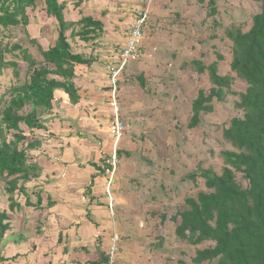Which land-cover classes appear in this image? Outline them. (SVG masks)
Listing matches in <instances>:
<instances>
[{
  "label": "rangeland",
  "instance_id": "1",
  "mask_svg": "<svg viewBox=\"0 0 264 264\" xmlns=\"http://www.w3.org/2000/svg\"><path fill=\"white\" fill-rule=\"evenodd\" d=\"M67 1L68 19L87 14L101 20L103 30L88 41L68 37L74 52L92 56L94 62L77 67L80 102L57 101L52 111L54 124L48 122L47 129L35 130L43 142L41 154L48 157L47 163L73 156L66 161V169L77 162L80 167L88 162L104 167V172H96L104 187L100 193L91 188V193L107 214L109 226L104 231H109V237H119L115 264H194L195 251L211 242L192 245L180 239L175 233L180 218L171 217L188 207L186 198L207 190L201 177L192 180L187 174L197 172L200 166L221 172V151L232 148L222 130L243 111L234 106L239 96L227 94L221 101H212L213 111L202 112L197 126L188 125L198 90L208 92L211 86L207 70L199 72L193 60L205 65L217 61L221 75L234 76L230 69L233 43L225 31L232 27L247 31L260 4L217 0V15L207 17V0H83L78 7H74L76 0ZM142 10H147L148 20L140 54L119 77L115 110L109 66L119 56L130 24ZM28 13L27 31L22 26L8 28L2 44H20L30 59L41 62L42 56L29 37L47 48L57 37V24L46 16L42 0ZM4 58L16 61L19 69V79L12 67L1 69L0 94L7 97L5 90L24 80L27 60L18 49L5 53ZM139 75L145 78V88L140 86ZM245 88L242 80L234 78L233 92ZM26 133L31 137L28 130ZM235 177L246 185L240 172ZM109 180L113 208L105 193ZM3 186L0 182V210L8 207ZM84 196L89 198L85 191ZM26 215L35 217L33 211L18 212L13 224L16 230L24 226Z\"/></svg>",
  "mask_w": 264,
  "mask_h": 264
},
{
  "label": "trees",
  "instance_id": "2",
  "mask_svg": "<svg viewBox=\"0 0 264 264\" xmlns=\"http://www.w3.org/2000/svg\"><path fill=\"white\" fill-rule=\"evenodd\" d=\"M39 1L0 0V72L5 66L12 67L13 75L19 79L17 62L5 61L4 54L7 52L18 49L27 60L24 80L5 90L7 97L0 94V182L4 183L8 198V207L0 210V264H11L19 257L18 254L5 255L8 243L27 240L22 229H12L14 214L23 209L34 212L44 209L41 194H37V202L32 203L27 187L29 182L38 180L42 174L44 163L40 156L42 160L48 159L41 154L43 142L35 130L47 129L48 122L54 124L52 111L56 102L63 99L62 95L72 105L80 102L82 97L75 82L77 67L90 66L94 62L92 56L74 52L68 37L88 41L103 30L102 21L90 15H82L77 20L68 19L67 0H42L46 16L57 24V37L47 48H43L36 38L29 37V41L36 44L42 61L30 59L27 49L20 44L3 47L2 37L6 30L21 26L26 30L31 19L28 9H35ZM216 1L207 0V17L217 15ZM254 1L260 4V11L252 16L249 29L243 31L232 27L225 31L233 43L230 69L234 76L221 75L217 61L205 65L193 60L199 72L207 70L211 86L208 92L198 90L192 101L188 125L197 126L202 112L213 111L212 101H221L227 94L239 96L234 106L243 111L241 117H232L229 125L222 130L223 138L232 148L221 151L224 161L221 172L200 166L197 172L187 174L186 177L192 180L201 177L207 190L199 191L194 198H186L188 207L178 210L171 217L180 218L175 229L180 239L192 245L211 242V245L195 251L192 257L194 264H264V0ZM82 2L76 0L74 7ZM138 77L140 86L145 88V78L143 75ZM234 78L246 84L244 91L233 92ZM37 150L40 151L39 157L33 153ZM87 164L96 172H104L102 165L94 162ZM106 169L111 170V166H106ZM236 172H240L246 180L245 186L236 179ZM94 177L85 190L89 205L99 204L91 195ZM54 203L49 197L47 207ZM86 215L93 222L88 208ZM39 226L41 220L36 226L37 233ZM99 245L100 238L99 256L90 264L108 261V245L104 249Z\"/></svg>",
  "mask_w": 264,
  "mask_h": 264
},
{
  "label": "crops",
  "instance_id": "3",
  "mask_svg": "<svg viewBox=\"0 0 264 264\" xmlns=\"http://www.w3.org/2000/svg\"><path fill=\"white\" fill-rule=\"evenodd\" d=\"M62 96V102L69 103L66 97ZM33 153L38 156L40 151ZM41 157L40 160L44 163L42 174L38 180L29 182L27 187L32 203H36L37 194H41L44 209L39 212L30 210L35 217L29 218L26 215L22 222L27 240L8 243L5 255L10 257L18 254L17 261L11 264H90L99 256L98 238H100L99 247L104 249L107 248L111 235L109 237V231H104L108 229L109 220L103 206L99 209V205L94 203L89 205V198H85L84 191L94 175L92 192L102 190L103 178L88 164L80 167L77 162L76 165L71 164L66 169V161L73 157L69 154L68 159L62 158V162L56 159L47 163L49 160L47 158L42 160ZM91 195L95 194L91 193ZM49 197L55 203L47 207ZM21 202L23 204L24 200ZM86 208L89 209L93 222L87 218ZM24 211L26 210L23 209L19 213L24 214ZM17 214L18 212L14 216ZM39 220L41 226L37 233L36 226ZM22 228L17 227L16 230L13 225L12 229L18 231ZM26 228L30 233H27Z\"/></svg>",
  "mask_w": 264,
  "mask_h": 264
},
{
  "label": "built area",
  "instance_id": "4",
  "mask_svg": "<svg viewBox=\"0 0 264 264\" xmlns=\"http://www.w3.org/2000/svg\"><path fill=\"white\" fill-rule=\"evenodd\" d=\"M148 20V12L147 10H142L137 12L136 19L133 20V22L130 24L128 34L123 42V45L120 49L119 56L117 59L110 64L109 71H110V81L111 86L113 87V102L112 105L114 106V109L117 110V98H116V91H117V82L119 80V77L121 73L125 70V68L128 66L129 62L132 59H135L139 56L141 46H142V39L144 36V28L146 25V22ZM117 112V111H116ZM119 125L120 122H116V129L118 130V137L120 136L119 133ZM113 161L116 160V154L113 156ZM112 181L109 180L108 184L105 188L106 195L109 196V203L108 206L110 208H113L114 202L111 197L110 192V186ZM119 237L118 235H113L110 237L108 249L106 251L108 255V261L106 263L102 264H115L117 260V256L119 253Z\"/></svg>",
  "mask_w": 264,
  "mask_h": 264
}]
</instances>
